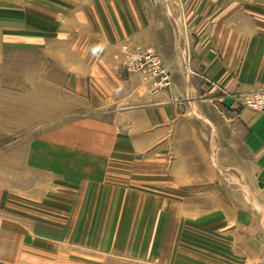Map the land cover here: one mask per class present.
I'll use <instances>...</instances> for the list:
<instances>
[{"label":"crops","instance_id":"obj_1","mask_svg":"<svg viewBox=\"0 0 264 264\" xmlns=\"http://www.w3.org/2000/svg\"><path fill=\"white\" fill-rule=\"evenodd\" d=\"M216 5H197L187 11L148 7L147 15L134 18L140 26L138 29L132 22L135 38L154 45L171 71L174 86L169 92L138 98L135 94L138 89L114 69L110 55L103 53L102 43L84 44L78 57L81 65L78 70L68 72L70 87L84 98L88 113L61 129L64 150L60 162L63 172L59 170V175L65 181L78 182L81 191H100L99 198L106 197L108 201L105 206H125L123 202L109 201L116 197L117 190L113 198L107 194L117 188L124 192L119 183L128 188L130 181H134L123 180L118 173L111 176L114 163L141 159L149 167L157 159L158 165L161 164L171 126L185 123L191 126L195 122L183 120L182 116L187 109L190 113V105L195 109L200 107L197 96L211 93L218 95L219 100L225 98L227 108H222L221 126L210 120L203 134L191 131L184 135L188 148L180 158L178 173L183 179L174 183L173 188L183 191L182 186H188L190 197L194 196L191 190L196 192L197 199L201 195L200 200L211 207L204 216L206 236L215 238L217 234L218 242L208 244L202 253L197 252V247L191 249L196 253H183L176 223H181V211L186 205L176 199L170 202L169 197H159L157 206L164 207L160 217L165 224L157 241L159 264H255L264 260V114L244 108L224 94L227 91L240 96L264 88V8L230 7L224 0H217ZM16 24L18 27L12 32L6 18L0 17V60L8 41L21 43L27 38L23 27ZM115 30H119L117 25ZM119 32L115 34L117 41L122 38ZM199 77L215 80L219 86L199 82ZM47 156L45 172H57L56 159L51 161ZM230 174L243 176L237 186L231 184L227 177ZM131 177L135 176L131 174ZM113 181L117 186L105 190ZM145 182L150 183V178H145ZM126 195L130 199L134 194ZM138 197L135 195L133 199ZM139 199L145 200V207L150 204L149 193ZM196 200L197 203L191 201L190 205H199ZM167 206L174 208L168 216ZM193 219L197 221L196 217ZM97 222L102 225L93 240L108 235V223ZM17 226L14 220L0 218V264L25 262L21 254L25 244L29 249L37 248L34 240L37 237ZM110 235L116 237L115 233Z\"/></svg>","mask_w":264,"mask_h":264},{"label":"rangeland","instance_id":"obj_2","mask_svg":"<svg viewBox=\"0 0 264 264\" xmlns=\"http://www.w3.org/2000/svg\"><path fill=\"white\" fill-rule=\"evenodd\" d=\"M216 1L0 0V17L6 18L10 31L14 32L18 23L27 37L21 43L8 41L0 60V218L16 221L20 229L37 237L33 238L37 242L36 249L25 247L28 244L22 246L21 254L25 262L21 264H159L157 241L165 225L160 217V214H164V207L157 206L159 197H169L170 202L176 199L186 205L181 211V223H176L180 228L179 247L183 253H189L193 247L202 253L208 244L218 242L217 234H214L215 238L209 234L206 236L204 216L211 207L200 200L201 195L197 199L196 192L191 190L195 197H190L188 186H182L183 191L173 190L174 183L183 179L178 173L181 170L180 158L188 148L184 144L187 140L184 135L191 131L203 134L207 130L206 124L211 121L218 126L222 124L221 111L227 107L225 98L219 100L218 95L199 94L200 107L195 109L194 105H190V113H187V109L186 115L184 113L182 116L183 120L194 119L195 122L191 126L190 123L171 126L164 149L165 159L161 164L158 165L157 159L151 163L149 161V167L146 161L142 164L141 159H124L118 160V164L114 163L116 167L111 169V176L118 173L123 180L134 179L128 182L131 184L128 188L119 183L118 187L123 188L124 192L120 188L112 189L117 186L114 181L105 188L112 189L107 194L108 197L112 194V198L117 190L116 200L109 201L123 202L125 206H105L108 201L106 197L99 198L100 191H81L78 182L65 181L59 175L63 172L60 162L61 151L64 150L61 129L88 113L84 98L70 87L68 73L69 70H78V57L83 45L102 43L103 53L110 55L114 69L123 78L126 77L128 83L132 81L134 89H138L135 92L138 98L169 92L174 83L171 71L166 66L171 76L170 86L152 92L139 75L130 73L123 64L119 51L125 42L152 47L163 61L154 45L135 38L136 28L133 29L132 22L135 26L137 23L134 18L147 15L148 7L150 10L162 6L187 11L197 5L216 7ZM224 2L230 7L264 8V0ZM116 25L119 30H115ZM118 32L122 38L119 37L117 41L115 34ZM31 38L35 41L31 42ZM198 81L219 86L212 79L199 77ZM224 94L233 97L244 107L240 98L242 95L227 91ZM134 99H137L136 96ZM217 129L221 130V127ZM47 154L49 160L56 159L57 172L50 169L49 172H54H45ZM131 174L135 177H131ZM227 177L231 184L237 186L243 176L230 174ZM145 178H150V183L147 184ZM244 181L248 183L247 179ZM126 193L134 195L127 199ZM148 193L150 204L145 207V200L139 197ZM135 195L139 196L138 199H133ZM195 200L199 201V205H190ZM165 209L166 216L174 211L173 207L167 206ZM192 217H196L197 221ZM97 220L108 223V235L104 239L101 236L102 239L93 240L101 224ZM111 233H115L116 237L111 238ZM121 233L122 236L118 237ZM145 236L148 238L145 239ZM259 262L264 260L255 264Z\"/></svg>","mask_w":264,"mask_h":264},{"label":"built area","instance_id":"obj_3","mask_svg":"<svg viewBox=\"0 0 264 264\" xmlns=\"http://www.w3.org/2000/svg\"><path fill=\"white\" fill-rule=\"evenodd\" d=\"M119 52L125 68L139 75L150 91L158 92L170 86V73L154 48L125 42L121 44ZM240 98L244 107L264 112V89L242 94Z\"/></svg>","mask_w":264,"mask_h":264}]
</instances>
